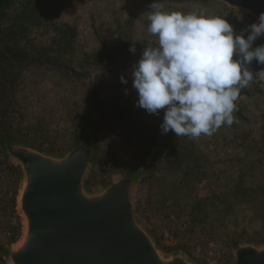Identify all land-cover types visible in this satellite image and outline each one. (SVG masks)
Listing matches in <instances>:
<instances>
[{"label": "rangeland", "instance_id": "374dc122", "mask_svg": "<svg viewBox=\"0 0 264 264\" xmlns=\"http://www.w3.org/2000/svg\"><path fill=\"white\" fill-rule=\"evenodd\" d=\"M152 2L153 0H90L66 10L62 16L63 20L77 26L79 40L86 49H91L94 45L91 27L93 22L99 33L106 38V48L116 53V62L123 58V55L119 56V44L125 43L128 38L126 44L129 46L128 49L134 45L136 51L126 53V62L119 63L121 65L117 66L113 73L100 67L89 75L88 79L94 80L97 84L100 95L98 107L94 105L86 107L84 104L80 109H67L66 97L71 98L69 95L73 90L69 82L54 70L27 68V62L20 65L25 74L26 85L23 90L17 91L18 101L13 105H21L22 108L20 106L18 108L23 113L27 111L28 116L32 115L28 124L17 125L14 129L13 141L29 145L48 155L60 156L75 144L86 127H90L98 146L89 180L91 187L102 185L127 171H140L141 178L136 189L138 218L163 252L183 253L195 264H230L233 246L245 242L264 245V206L257 202L256 207L242 203H233L231 207L228 202L232 198V187L239 174L236 172L237 167L241 169L242 163L246 166L251 165L247 175H244L241 169V174L248 180L251 177L252 164L264 167V153L257 152L255 155L251 143H246L245 139L248 133L250 138L258 139L263 129V84L252 88L251 98L243 99L238 104L237 108L243 112L245 119L234 116L235 111L233 112L234 121L222 129L224 132L220 135L216 151L202 143L209 142L211 136L202 134V139L198 138V146L202 151L201 169L190 184L175 195L170 192L167 184L157 187L156 182L145 180L147 165L139 163L141 160L139 142L129 137L124 138L122 143L128 145L130 150L129 153L120 156L111 152L119 147L118 145L111 142L112 147L107 146L113 139L112 129L126 130V126L122 124L125 118H121L125 113V104L137 106V91L132 87V66L140 59L146 46L155 47L158 44V38L147 32L149 23L147 17L153 11L150 9ZM157 2L163 4L164 12L183 14L204 12L207 15L223 16L232 24L234 32L239 29L246 30L249 25L256 22L248 12L231 9L212 0H157ZM94 46L97 47L96 44ZM122 74L127 78V84L121 82ZM72 99L75 100L74 97ZM140 109L132 111L147 122L152 121V118L158 119L159 122L158 117L164 114L163 109L159 115L149 114L141 107ZM71 110L75 111L73 113L75 116L69 114ZM80 114L85 116L79 120ZM46 119H51L52 124L44 127L35 125L37 121ZM235 133L242 138L237 137L235 140ZM230 140H235V143ZM240 140H244L242 145ZM0 161L8 164L0 165V171L8 174L9 166L15 170L13 175H9L11 177L4 176L6 179L3 191L6 204L4 202L0 207V244L3 250L20 241L23 222L17 210L20 174L16 167L3 157L2 144ZM161 191L166 194L163 202H160ZM199 199H208L209 204L201 213L195 210V215L192 204ZM17 231L18 240L8 244ZM2 250L1 260L3 264H8Z\"/></svg>", "mask_w": 264, "mask_h": 264}, {"label": "water", "instance_id": "95a60500", "mask_svg": "<svg viewBox=\"0 0 264 264\" xmlns=\"http://www.w3.org/2000/svg\"><path fill=\"white\" fill-rule=\"evenodd\" d=\"M209 1V0H205ZM251 14L256 22L264 0H212ZM237 34L247 36L245 29ZM264 44V35L252 47ZM237 56L234 53L233 59ZM255 74L264 65L254 59ZM258 76L235 101L251 98ZM235 111V110H234ZM95 134L86 127L64 154L52 156L29 145L3 142L2 155L16 167L21 183L17 210L22 236L4 249L8 264H195L183 253L163 252L137 214L141 173L131 170L91 187L97 154ZM230 264H264V245L245 242L232 247Z\"/></svg>", "mask_w": 264, "mask_h": 264}, {"label": "trees", "instance_id": "16d2710c", "mask_svg": "<svg viewBox=\"0 0 264 264\" xmlns=\"http://www.w3.org/2000/svg\"><path fill=\"white\" fill-rule=\"evenodd\" d=\"M88 1L90 0H0V115L4 114L0 116V144L13 141L14 129L17 125L30 122L32 114L28 116L27 111L23 113L18 108L19 106L22 108L21 105H13L15 101H18L17 91L23 90L26 85L25 74L20 69V65L25 62H27V68L54 70L56 74L69 82L73 90L69 95L71 98L66 97L67 109H80L84 104L86 107L100 106L97 84L88 77L100 67L113 73L116 67L121 65L119 63L124 64L127 60L126 53H129V46L126 45L129 38L125 43L119 44V56L123 55V58L116 62V53L106 48V38L99 33L92 22L94 45L96 44L97 47L93 45V48L86 49L79 40L77 26L64 21L62 16L66 10ZM10 105H12L11 108ZM125 106V113L121 118H125L122 124L126 126V130L112 129L113 139L107 146L112 147L111 142L118 145L119 147L111 152L113 155L120 156V154L129 153L130 150L128 145L122 143L124 138L129 137L139 142L138 150L141 155L139 163L147 165L145 180L156 182L157 187L167 184L170 192L177 194L190 184L201 169L202 153L200 155V152L202 151L198 146V138L176 137L171 130L167 134H162L160 125L163 115L158 117L159 122L158 119L153 118L152 121L147 122L132 111L141 110L140 107L132 104H125ZM73 113H75L73 110L69 112L70 115L75 116ZM234 114L240 119H245L240 108H236ZM84 116L85 114H80L78 119H83ZM51 124V119L35 123L37 127ZM227 126L229 125H222L211 135L209 142L202 143H206L207 147L211 146L213 151H216L220 143V135L224 132L222 129ZM237 137L242 138L235 133L234 139H238ZM245 139L246 143H251L255 155L257 152L264 153V120L258 139L250 138L249 133ZM235 140L230 142L235 143ZM244 140H240V144ZM3 164L8 165L7 162L0 161V165ZM252 165L249 180L244 175L248 174L251 165L241 164L244 175L237 167L236 172L239 174L232 187L233 193L231 192L232 198L228 200L229 206L232 207L233 203H242L256 207L257 202L264 206V170L262 169L264 167ZM7 172L8 174L3 170L0 171V207L6 201L3 183L6 178L11 177L9 175L15 173V170L9 166ZM159 194H161L160 202H163L166 194L164 191ZM207 204H209L208 199L196 200L192 204L193 213L196 215L195 210L201 213ZM18 231L14 232L8 244L18 240L16 235ZM1 247L3 246L0 244V250H2ZM2 251L4 252V249ZM0 264H3L1 257Z\"/></svg>", "mask_w": 264, "mask_h": 264}, {"label": "clouds", "instance_id": "9594fccd", "mask_svg": "<svg viewBox=\"0 0 264 264\" xmlns=\"http://www.w3.org/2000/svg\"><path fill=\"white\" fill-rule=\"evenodd\" d=\"M150 9L147 32L158 44L146 46L132 66L137 106L155 115L164 110L162 134L171 130L195 139L230 126L241 90L257 76L264 80V71L254 74L248 67L254 59L264 65V44L252 47L264 35V11L245 37L220 15L164 12L157 0ZM129 51L135 53V46ZM120 80L128 83L123 74Z\"/></svg>", "mask_w": 264, "mask_h": 264}]
</instances>
